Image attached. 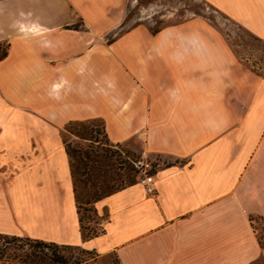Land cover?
<instances>
[{"label": "crops", "instance_id": "1", "mask_svg": "<svg viewBox=\"0 0 264 264\" xmlns=\"http://www.w3.org/2000/svg\"><path fill=\"white\" fill-rule=\"evenodd\" d=\"M206 1L264 39V0ZM122 5L0 0V232L102 264H264V77L201 17L108 40ZM92 117L138 139L156 191L136 180L99 198L101 230L83 237L63 129Z\"/></svg>", "mask_w": 264, "mask_h": 264}, {"label": "rangeland", "instance_id": "2", "mask_svg": "<svg viewBox=\"0 0 264 264\" xmlns=\"http://www.w3.org/2000/svg\"><path fill=\"white\" fill-rule=\"evenodd\" d=\"M123 20L115 30L106 37H112L118 31L133 24H145L148 27L164 26L181 22L191 17H201L210 24L228 44L236 60L251 76L264 77V39L254 35L243 23L235 21L206 0H123ZM126 17V19H125ZM125 19V20H124ZM6 47V43L2 44ZM88 131L81 130L75 124L70 130L63 129V138L79 151L89 150L90 158L80 160L74 153L73 164L76 173V187L83 197L79 202L84 230H101L102 219L107 211L100 212L95 202H84L87 191L100 194L107 189L128 182L129 177L136 175L134 160L142 156L137 138L125 141H112L105 134L100 117L84 119ZM90 127L97 129L90 130ZM81 130V133L77 132ZM95 136L97 138H95ZM97 139V140H96ZM103 145V146H102ZM93 149V151L91 150ZM99 153L101 156H95ZM96 158V159H95ZM85 161V162H84ZM151 162V169H152ZM256 225L264 238V220L256 217ZM98 264H102L98 260ZM88 264H96L92 257ZM108 264H120L115 254L111 253Z\"/></svg>", "mask_w": 264, "mask_h": 264}, {"label": "trees", "instance_id": "3", "mask_svg": "<svg viewBox=\"0 0 264 264\" xmlns=\"http://www.w3.org/2000/svg\"><path fill=\"white\" fill-rule=\"evenodd\" d=\"M126 19V17H125ZM124 19V20H125ZM129 27V26H128ZM127 28V27H126ZM160 27H151V32H156ZM125 28L121 29L120 31L124 30ZM118 31V32H120ZM116 32L115 34H117ZM114 34V35H115ZM112 37H108V40H111ZM6 53V48L2 47L0 44V58ZM101 124L104 129V121L100 118ZM75 124H78L83 131H88L89 129L86 127L85 120L81 119H72L68 120L64 128L70 130L73 128ZM96 130L95 128L90 127V130ZM79 129L77 132L81 133ZM106 134V133H105ZM95 138H97L95 136ZM97 140V139H96ZM64 146L67 153L70 156V169L71 175L73 179L74 185V196L79 212V220L81 223V231L83 237H89L92 235L97 234L99 231L95 228H91L92 230H84L82 225V215L80 213V205L79 202L82 200V196L77 191L76 187V173L74 169L73 158L74 153H77L80 160H83V157L90 158L92 155L90 154L89 150L85 149L83 154L79 149H75L71 146L70 142L63 138ZM103 146V145H102ZM93 151V149H91ZM95 156H101L99 153H94ZM96 159V158H95ZM85 162V161H84ZM136 175H132L129 177L128 182L125 184L131 183L136 181ZM123 185H117L114 189H107L106 192L100 194L97 191H87L86 197L84 202L89 203L92 201H97L99 198L107 195L111 191L120 188ZM261 234L262 242L264 243V238ZM92 257V259L97 262V251L94 249H87L82 247L79 244L73 243H59L53 240H47L39 237H33L27 234H10V233H2L0 232V260L7 261L11 263H27V264H88L87 259Z\"/></svg>", "mask_w": 264, "mask_h": 264}, {"label": "built area", "instance_id": "4", "mask_svg": "<svg viewBox=\"0 0 264 264\" xmlns=\"http://www.w3.org/2000/svg\"><path fill=\"white\" fill-rule=\"evenodd\" d=\"M134 165L137 168V180L143 184L147 192L154 193L156 186L154 172L151 170V162L144 156H140L134 160Z\"/></svg>", "mask_w": 264, "mask_h": 264}]
</instances>
